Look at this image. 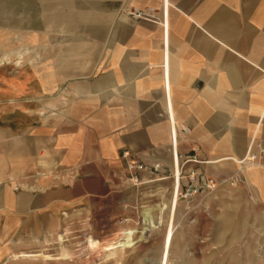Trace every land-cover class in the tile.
Wrapping results in <instances>:
<instances>
[{
	"label": "crops",
	"instance_id": "1",
	"mask_svg": "<svg viewBox=\"0 0 264 264\" xmlns=\"http://www.w3.org/2000/svg\"><path fill=\"white\" fill-rule=\"evenodd\" d=\"M109 1L124 17L115 18L114 48L98 52L97 72L68 82L61 98L56 83L0 88V218L23 227L97 199L109 207L104 231L124 230L140 219L144 186L173 188L175 153L195 155L186 167L220 180L203 199L226 190L228 201L264 212V166L240 163L264 141V0ZM133 7L156 8L157 21L131 19ZM12 21L0 15L1 24ZM48 98L56 104L44 113ZM125 150L145 165L138 183ZM174 200L172 189L160 210L172 216ZM142 214L140 234L157 222L150 207ZM122 217L131 223L118 224ZM132 231L109 249L132 246Z\"/></svg>",
	"mask_w": 264,
	"mask_h": 264
},
{
	"label": "rangeland",
	"instance_id": "2",
	"mask_svg": "<svg viewBox=\"0 0 264 264\" xmlns=\"http://www.w3.org/2000/svg\"><path fill=\"white\" fill-rule=\"evenodd\" d=\"M2 14L13 21L0 23V55L11 51L0 62V88L23 84L33 91L36 82L56 83L60 98L68 82L98 71V52L114 48L121 28L115 18L124 17L109 0H0ZM53 104L50 98L44 101L43 112L49 113ZM172 189L168 183L157 185L154 192L144 186L140 219L109 235L103 217L109 207L97 199L60 205L58 217L28 219L23 227L0 218V264H160L171 219L169 207L160 210V205L169 204ZM219 194L194 209L175 198L166 264H264V212L228 201L226 190ZM147 207L157 222L140 234L142 210ZM129 230L132 246L109 249ZM22 253L31 255L18 256Z\"/></svg>",
	"mask_w": 264,
	"mask_h": 264
},
{
	"label": "built area",
	"instance_id": "3",
	"mask_svg": "<svg viewBox=\"0 0 264 264\" xmlns=\"http://www.w3.org/2000/svg\"><path fill=\"white\" fill-rule=\"evenodd\" d=\"M125 14L133 20H150L157 21V10L154 7H133L125 11ZM184 133L189 131L188 128H182ZM193 151H197L194 147ZM122 159L125 162L126 169L129 172L130 181L138 183L140 181L137 171L145 170V165L133 156L128 150L122 152ZM174 159L180 161V169L175 165L173 173V194L177 200H182L185 203L191 204V209L196 208L203 200L204 196L212 192L220 183V180L207 174L205 171H200L197 168L186 167L190 162H197L195 155H183L175 153ZM242 167H250L255 165L264 166V141L258 140L253 143V148H250L245 157L240 161ZM177 164V162H176ZM221 181H226L222 179ZM231 184L233 183L231 179ZM126 208V207H124ZM204 211L207 210L203 207ZM120 225H129L131 219L122 217L117 220Z\"/></svg>",
	"mask_w": 264,
	"mask_h": 264
},
{
	"label": "bare ground",
	"instance_id": "4",
	"mask_svg": "<svg viewBox=\"0 0 264 264\" xmlns=\"http://www.w3.org/2000/svg\"><path fill=\"white\" fill-rule=\"evenodd\" d=\"M173 197H176V195L173 194ZM176 201V200H175ZM175 205V204H174ZM175 212V207L173 208V213L171 216L170 221V226L167 225L166 230H165V234H164V238H163V248H162V254H161V259H160V264H166L167 262V257H168V253H169V248L172 242V237H173V229H172V222H173V214Z\"/></svg>",
	"mask_w": 264,
	"mask_h": 264
}]
</instances>
